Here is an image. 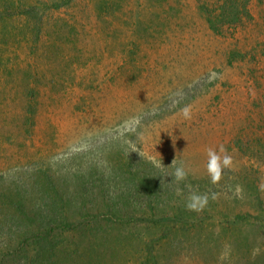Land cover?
Masks as SVG:
<instances>
[{
    "label": "rangeland",
    "instance_id": "374dc122",
    "mask_svg": "<svg viewBox=\"0 0 264 264\" xmlns=\"http://www.w3.org/2000/svg\"><path fill=\"white\" fill-rule=\"evenodd\" d=\"M67 1L0 0V264H264V0Z\"/></svg>",
    "mask_w": 264,
    "mask_h": 264
},
{
    "label": "clouds",
    "instance_id": "9594fccd",
    "mask_svg": "<svg viewBox=\"0 0 264 264\" xmlns=\"http://www.w3.org/2000/svg\"><path fill=\"white\" fill-rule=\"evenodd\" d=\"M215 75V74H214ZM185 116H188L187 110H185ZM208 156V162H207V168L209 170V173L211 175V180L213 183L218 181L220 179V174L223 168L228 167L231 164L232 157L225 154L223 157L212 148L208 149L207 152ZM187 173L183 167H177L174 172V177L177 181H181L185 179ZM193 201H200V207L202 208L207 203V196L206 195H200L198 193H193L191 197L189 198L188 203L186 204V207L189 210H199L197 209L196 203H193Z\"/></svg>",
    "mask_w": 264,
    "mask_h": 264
},
{
    "label": "trees",
    "instance_id": "16d2710c",
    "mask_svg": "<svg viewBox=\"0 0 264 264\" xmlns=\"http://www.w3.org/2000/svg\"><path fill=\"white\" fill-rule=\"evenodd\" d=\"M29 1H31V0H28V2L26 0V2L25 3H22L21 5H15L16 4L15 1L12 0V3L9 4V6L7 4L5 5L6 11H3V9H2V11H1L2 12V16L5 17V12L6 13L8 12V15L9 16H12V14H13L12 11H13V8L14 7L17 8V10H18V11H16V13L13 11L14 14L32 15V13L34 12V10L37 9L36 6H39V5H32ZM67 3H69L67 0H62V3L61 4L64 5V4H67ZM234 4H237L238 5V2L237 1H232V0H226V2L224 3L225 8L223 7L222 9L224 11L226 9V12H227V10L229 9V7L230 6L233 7ZM208 20H209L210 28L212 30H214L217 33L222 32L220 29H218L217 27H215V22L211 18H209Z\"/></svg>",
    "mask_w": 264,
    "mask_h": 264
}]
</instances>
